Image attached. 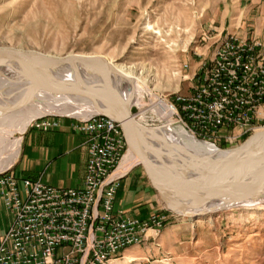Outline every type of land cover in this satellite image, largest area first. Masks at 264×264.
<instances>
[{
    "label": "rangeland",
    "instance_id": "374dc122",
    "mask_svg": "<svg viewBox=\"0 0 264 264\" xmlns=\"http://www.w3.org/2000/svg\"><path fill=\"white\" fill-rule=\"evenodd\" d=\"M234 36L264 43V0H0L1 48L101 58L130 69L134 94L128 112L148 130L168 126V119L162 122L152 115L149 105L156 98L172 101L175 96L190 95L202 72L203 84H210L212 72L219 69V53ZM5 94L7 104H16L18 92L6 90ZM1 107L0 169L12 157L14 140L22 142L28 129L38 130L35 121L90 116L78 117L66 110L47 112L32 120L21 134L29 117L26 104L13 112ZM260 132H264V123L222 131L227 136L208 140L214 145L196 140L226 151L240 148ZM10 167L0 171V180L8 178ZM133 170L144 173L136 165L124 171H128L124 177ZM152 190L156 199L152 215L164 218L163 226L155 237L149 231L146 241L124 247L105 258L104 264H264V202L226 204L188 218L169 209Z\"/></svg>",
    "mask_w": 264,
    "mask_h": 264
},
{
    "label": "built area",
    "instance_id": "2783aa9c",
    "mask_svg": "<svg viewBox=\"0 0 264 264\" xmlns=\"http://www.w3.org/2000/svg\"><path fill=\"white\" fill-rule=\"evenodd\" d=\"M219 55L220 68L210 84H203L202 72L190 95L172 101L156 98L148 107L152 114L162 122L169 115L203 141L264 123V43L234 36ZM74 121V129L87 137L80 188L17 180L10 173L0 180V199L11 216L0 240V264H104L110 250L139 245L163 225L160 216L141 220L115 207L119 181L128 173L115 175L128 150L119 123L102 114ZM58 125V120L47 119L34 123L42 131Z\"/></svg>",
    "mask_w": 264,
    "mask_h": 264
},
{
    "label": "bare ground",
    "instance_id": "6f19581e",
    "mask_svg": "<svg viewBox=\"0 0 264 264\" xmlns=\"http://www.w3.org/2000/svg\"><path fill=\"white\" fill-rule=\"evenodd\" d=\"M232 43L231 40L230 43H224L223 50L226 51L229 44ZM79 57L85 61V64L82 66V71L96 89L103 95L114 97V99L118 100L120 105L125 106L128 111V106L133 103L134 94V78L132 76V71L111 62L106 63L101 58ZM216 65L220 68V62H217ZM44 73L48 74L39 75L42 73L33 72L19 62L9 59H0L1 109L5 110L4 112H13L19 109L22 103L26 104L28 108L29 117L20 130L21 134L24 133L28 124L37 116L51 111L66 110V112L78 117L85 115L93 116L96 115L95 113L102 114L98 113L102 112V106L85 96L86 87L78 75L65 67L50 68L45 70L43 74ZM6 90H15L19 93V99L16 100V104H7ZM139 101L140 98L138 99V106ZM8 105H10V107ZM153 108L156 110L154 106ZM136 114H138V107L135 111V115ZM158 114L162 115L161 113ZM144 117L145 116H142V118ZM128 119L133 120L130 115ZM148 119L150 121L153 120L152 118ZM165 119H168L167 127L148 130L150 134L155 133L158 137H154L156 141L150 138L149 140L143 135L139 136L140 149H142L143 154L148 157L149 161L154 164H159L162 160V162H165L172 168L177 169L182 174L193 179L204 180L207 178L206 175L204 176L199 173V169H205L211 173L223 170L220 172L219 180L223 179L230 182V179L237 176L238 178L235 180L238 185H243L242 183L244 182L245 185H247L245 188L255 189L256 193L250 197H244L243 194L232 195L227 193L208 192L207 190L203 192L192 191L181 187L180 183L172 179L164 171L157 170L154 174V182L160 191L157 192L154 187L152 188L157 192L161 201L169 209L181 217L191 218L205 215V213L200 214V212L204 210L226 204L232 205L231 207H233L248 206L250 204H260L264 202V190L261 191L262 188H264V184L261 183L256 185L254 184L255 182L247 184L244 177L247 173L254 172L257 176L264 178V132L257 133L240 148L224 151L217 149L213 146L214 144L209 141L197 139L213 145L197 141L192 134L188 132L189 135L179 124L176 125L174 124L175 122L172 123L173 120L169 118V115L164 117L163 121ZM134 123L141 126L135 121ZM158 125L160 124H156L155 126ZM20 146L21 139L14 140V152L8 165L4 167L5 169L10 167L18 157ZM127 149L128 155L126 156L127 153L125 154V163L124 165L121 164L122 166L120 165L115 175H121V173L127 169L140 163V158L133 152L132 148L127 146ZM4 168H1L0 171L4 170ZM236 171L242 173L236 174ZM222 197L224 198L219 199ZM126 246L129 245H123L119 249L110 250V256L104 257V260L105 258H110L112 255H115L117 251H121Z\"/></svg>",
    "mask_w": 264,
    "mask_h": 264
},
{
    "label": "crops",
    "instance_id": "0c3cea01",
    "mask_svg": "<svg viewBox=\"0 0 264 264\" xmlns=\"http://www.w3.org/2000/svg\"><path fill=\"white\" fill-rule=\"evenodd\" d=\"M74 124L72 118L62 117L56 129L47 132L28 129L10 174L18 180H40L56 188H80L88 159L87 137L76 131ZM148 183L144 173L131 171L120 180L116 209L127 216H140L142 220L152 215L156 199ZM10 222L11 216L0 199V240Z\"/></svg>",
    "mask_w": 264,
    "mask_h": 264
},
{
    "label": "water",
    "instance_id": "95a60500",
    "mask_svg": "<svg viewBox=\"0 0 264 264\" xmlns=\"http://www.w3.org/2000/svg\"><path fill=\"white\" fill-rule=\"evenodd\" d=\"M0 59L14 60L36 73H43L45 70L50 68L65 67L78 75L81 78L82 83L86 87L85 96L102 106L103 109L100 113L114 119L117 123H119L123 131L127 146H130L133 152L136 153V155H138V157L140 158V163L138 165L142 167L145 175L152 184V187H154L157 192L160 191V189L154 182V174L157 170H162L172 179L180 183L181 187L192 191L203 192L207 190L208 192L227 193L232 195L243 194L244 197H250L251 195L256 194L255 189H252L250 187V189L245 188V186L247 185H245L244 182L242 183L243 185H238L235 180L236 178H238L237 176H235L233 179H230V182L223 179L219 180V176L221 174L220 172H222L223 170L211 173L208 170L199 169V173L203 174L204 176L206 175L207 178L204 180L196 178L193 179L182 174L177 169L172 168L165 162H162V160L161 163H156L157 165L149 161L148 157L144 155L142 149H140L141 146L139 144V136L143 135L148 139L150 138L156 141L154 138L156 136L155 133L150 134V132H148V129L136 125L133 120L128 119L129 113L125 106L120 105L118 100L114 99V97L103 95L99 90L96 89V87L90 82V80L82 71V66L85 64V61L81 57L71 54L63 57L48 56L37 52L0 47ZM241 173L240 171H236V174ZM244 177L247 184H252L254 182V184L256 185L261 183L264 184V178L257 176L254 172H249ZM263 190L264 188H262L261 191Z\"/></svg>",
    "mask_w": 264,
    "mask_h": 264
}]
</instances>
